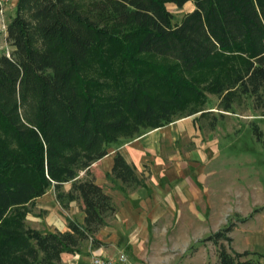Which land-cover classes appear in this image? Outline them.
Listing matches in <instances>:
<instances>
[{
    "label": "trees",
    "instance_id": "16d2710c",
    "mask_svg": "<svg viewBox=\"0 0 264 264\" xmlns=\"http://www.w3.org/2000/svg\"><path fill=\"white\" fill-rule=\"evenodd\" d=\"M187 2L192 11L174 22L166 5ZM5 32L0 264H62L61 255L84 241L99 247L95 235L116 206L90 167L112 146L203 118L211 113L208 95L229 113L250 97L264 115V0H17ZM216 125L213 118L209 127ZM250 128L260 142L259 127ZM105 177L124 195L146 186L119 153ZM49 188L62 207L80 200L82 224L68 221L65 232L28 226L26 216ZM233 227L206 239L218 248L214 264H261L260 254L224 245Z\"/></svg>",
    "mask_w": 264,
    "mask_h": 264
},
{
    "label": "crops",
    "instance_id": "0c3cea01",
    "mask_svg": "<svg viewBox=\"0 0 264 264\" xmlns=\"http://www.w3.org/2000/svg\"><path fill=\"white\" fill-rule=\"evenodd\" d=\"M16 3L17 0H12L0 17V44L6 46L2 25L6 26L14 17ZM201 120L196 114L146 131L112 146L104 158L91 165L95 183L104 188L116 206L114 215L95 235L96 240L115 248L121 245L133 248L139 240L149 242L150 231L154 238L161 236L158 230L162 229L163 237L174 235V229L182 235L196 222H212L217 226L228 214H241L245 221L234 225L230 232L231 242L233 238L237 246L230 248L238 253H258L264 264V140L258 142L260 156L251 153L237 157L238 153L229 151L236 142L221 139L217 125L207 130ZM252 120L264 135V115L253 116ZM116 153L146 178L145 187L124 195L105 177ZM70 187V183L63 185L65 192ZM37 206L47 211L44 232H65L68 221L83 223L80 200L70 202L64 210L53 189L37 199ZM31 217L27 216L28 224L42 221ZM86 248L89 257L83 251L64 253L62 263L90 264L91 253L105 254L102 246L92 247L88 243Z\"/></svg>",
    "mask_w": 264,
    "mask_h": 264
},
{
    "label": "rangeland",
    "instance_id": "374dc122",
    "mask_svg": "<svg viewBox=\"0 0 264 264\" xmlns=\"http://www.w3.org/2000/svg\"><path fill=\"white\" fill-rule=\"evenodd\" d=\"M166 8L173 15L174 22H178L185 13L193 8V4L192 2H188L182 8H178L176 5L168 3ZM2 52H10V47L6 46L3 42L0 44V53ZM207 98L205 108H208V112H214L205 114L201 120L202 125L209 130L211 120L216 118L217 127H219L218 130L216 129V132L221 139L227 140L231 138L232 141L236 142L235 148L229 151H232L233 154L238 153L237 157L251 155V153L254 154V156H260L261 153H259L258 148L261 147H259V143L257 139H255L252 129L250 128L253 116H259L260 110L255 111L252 109V99L250 97L238 98L233 105L234 109L232 113H229L220 110L218 106L219 99L216 96L208 95ZM220 114H222V117L219 116ZM263 140L264 138H262L260 142ZM49 189H47L46 192ZM37 199L35 200L33 210L27 216L31 215L42 221H40V224H28V226L44 232V219L47 211L37 206ZM62 208L67 210L68 205ZM241 216V214H228L223 218L224 220H222V222L216 223L217 226L212 225V222H196L194 227L187 228L188 230H185L182 235L178 234L179 230L174 229V235L169 234L163 237L164 229H162L158 230L159 233L162 232L161 236L154 238V234L150 231L149 242H141L142 240H139L140 242L135 243L133 248H128L125 245L115 248L104 243H100L98 246H102L103 249H105V254L113 258H117L119 254L122 253L126 258L124 264H214L217 260L218 248L211 241H207L206 239L213 233L227 226L230 222H234V225H238L237 223L243 220ZM228 236L230 237V233ZM88 243H90V241L82 242L80 251L86 253V245ZM224 245L226 247L235 248L237 243L233 241L232 238V242L229 244L224 243ZM86 254H88L89 257V253L87 252Z\"/></svg>",
    "mask_w": 264,
    "mask_h": 264
},
{
    "label": "built area",
    "instance_id": "2783aa9c",
    "mask_svg": "<svg viewBox=\"0 0 264 264\" xmlns=\"http://www.w3.org/2000/svg\"><path fill=\"white\" fill-rule=\"evenodd\" d=\"M12 0H0V17L3 16L5 8L11 3ZM2 29L5 30L6 26L3 24ZM126 261L125 256L121 253L117 258L107 256L103 253H91L90 264H124Z\"/></svg>",
    "mask_w": 264,
    "mask_h": 264
}]
</instances>
